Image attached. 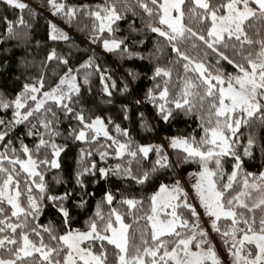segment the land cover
Here are the masks:
<instances>
[{"label":"snow or ice","instance_id":"6c2138e0","mask_svg":"<svg viewBox=\"0 0 264 264\" xmlns=\"http://www.w3.org/2000/svg\"><path fill=\"white\" fill-rule=\"evenodd\" d=\"M0 8V264H264V0Z\"/></svg>","mask_w":264,"mask_h":264},{"label":"trees","instance_id":"16d2710c","mask_svg":"<svg viewBox=\"0 0 264 264\" xmlns=\"http://www.w3.org/2000/svg\"><path fill=\"white\" fill-rule=\"evenodd\" d=\"M4 13V9L3 8H0V14H3ZM7 14L9 15V17L11 18L12 17V15H13V13L9 10L8 12H7ZM43 21L41 20L40 21V27L38 28V30H37V38H39V37H42L43 36ZM0 55H6V56H11V54L10 53H0ZM230 70V69H229ZM0 82H2V80H0ZM188 124L189 125H191L192 124V122L191 121H188ZM194 126V125H193ZM180 127L181 128H183V127H185V124L184 123H181L180 124ZM195 168H196V166L195 165H192L191 166V168H189V171H193V170H195ZM91 190V189H90ZM49 218H51V217H49Z\"/></svg>","mask_w":264,"mask_h":264}]
</instances>
